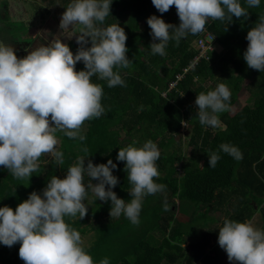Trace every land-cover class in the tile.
<instances>
[{
	"label": "trees",
	"instance_id": "trees-1",
	"mask_svg": "<svg viewBox=\"0 0 264 264\" xmlns=\"http://www.w3.org/2000/svg\"><path fill=\"white\" fill-rule=\"evenodd\" d=\"M70 2L41 0L46 8L35 3L31 6L37 23L41 24L50 11L62 16ZM240 3L249 13L247 19L233 17L229 24L226 20H209L203 32L187 34L178 44L170 40L166 54L160 56L152 54L149 47L153 40L147 18L156 15L178 26L175 7L161 14L151 0H112L110 15L103 25L98 23L97 26L119 24L126 33V56L131 63L126 68L114 69L124 84L109 87L96 75L91 78L93 83L103 87L104 114L85 121L86 129L80 134L85 137L84 141L71 139L64 132L55 133L59 138L57 150L63 153L62 164H57L53 156L42 155L38 171L32 173L29 181L14 178L0 166V207L6 205L15 210L31 192L41 193L52 176L64 178L68 167L75 164L78 157L85 158V166L89 160L96 165L111 159L117 165L113 175L118 179L112 191L127 203L131 199L132 185L124 162L116 159L118 150L129 144L140 147L151 140L160 153L156 161L160 175L154 180L166 188L143 197L139 218L149 220L147 230L143 231L145 235L152 230L159 234L157 245L145 238L135 241L129 233L134 224L123 214L110 217L111 202L101 201L91 194V186L98 181L91 180L85 171L83 183L87 194L83 203L87 214L82 219L79 214L64 219L80 235L90 226L97 227L94 229L98 234L96 240L85 249L94 264L105 257L109 264H186L190 250V263L221 264L218 231H207L183 247L185 237L194 234L193 222L204 225L211 212L224 210L227 219L237 222L248 221L258 212V229L264 230V72L249 68L243 58L248 44L247 32L255 26L259 16L264 15V0H260L259 7L252 8L245 0ZM204 33L210 35L211 49L207 51V59L195 61L198 54L195 42L204 38ZM66 44L73 54L80 46L73 40ZM85 46L90 47V43ZM15 53L18 58L26 56L23 50ZM83 69V63L78 62L75 70ZM221 83L231 92L230 106L227 111L216 114L221 128L213 131L211 126L199 122L195 99L200 92L214 90ZM243 86L249 93L248 103L236 109L237 94ZM185 132L189 134L184 144L181 135ZM222 143L236 146L242 159L221 151ZM212 152L220 156L214 168L208 166ZM175 200L194 204L193 214L186 222H173L177 211ZM198 211L204 214L198 215ZM206 246L210 247L209 251L205 250ZM19 247V243L12 247L0 244V264H24L18 255Z\"/></svg>",
	"mask_w": 264,
	"mask_h": 264
},
{
	"label": "clouds",
	"instance_id": "clouds-1",
	"mask_svg": "<svg viewBox=\"0 0 264 264\" xmlns=\"http://www.w3.org/2000/svg\"><path fill=\"white\" fill-rule=\"evenodd\" d=\"M111 3L112 0H71L64 8L59 23L62 34L81 26L76 39L80 46L75 54L59 37L33 48L23 58H18L9 44L0 42V166L14 178L29 181L44 154H51L57 164L63 163V153L56 149L57 131L71 139L85 140L79 134L85 121L99 118L105 111L101 104L103 87L91 81L94 75L109 87L124 84L114 69L126 68L131 63L126 56V33L119 24L97 26L103 25L110 15ZM151 3L161 14L174 6L180 21L177 26L156 15L147 18L153 40L149 47L152 54L160 56L166 54L170 40L178 44L187 34L203 32L209 20H226L229 24L233 17L247 19L249 14L240 0ZM245 3L250 8L260 6V0ZM246 40L243 58L247 66L264 72V15L249 29ZM89 43L90 47H86ZM78 62L83 63V70H75ZM230 97L231 92L223 83L196 95L201 125L219 127L221 121L216 114L229 109ZM219 148L237 160L242 159L241 151L234 145L222 143ZM83 151L87 152V148ZM159 156V149L151 140L140 147L129 144L118 150L116 159L124 162L132 185L127 203L112 191L118 179L113 175L117 165L111 159L96 165L89 160L85 166V158L78 157L64 178L52 176L41 193L31 192L15 210L6 205L0 207V244L12 247L19 243L18 255L24 264H94L80 233L64 219L77 214L82 219L87 214L83 203L87 194L83 183L85 171L91 180L98 181L91 186L95 196L111 202L110 217L123 214L138 225L143 197L166 188L154 180L160 175L156 166ZM219 160V154L212 152L208 166L214 168ZM217 242L233 264H264V230L251 222L225 219L218 229ZM99 264H109L108 258Z\"/></svg>",
	"mask_w": 264,
	"mask_h": 264
},
{
	"label": "rangeland",
	"instance_id": "rangeland-1",
	"mask_svg": "<svg viewBox=\"0 0 264 264\" xmlns=\"http://www.w3.org/2000/svg\"><path fill=\"white\" fill-rule=\"evenodd\" d=\"M17 1L21 4V7L23 8L22 11L12 10L7 5H4V6L0 5V7L2 8L0 10V29L1 28L7 29V30L11 31L12 34L13 33H20V34H15L14 35L15 38L13 40H10L7 43L14 50H15L14 46H16L14 44H17L19 39H21L23 37L22 31L28 32V30H33L32 32L34 34H39V35L41 34L40 39H39V43L37 44V46H39L41 44V42H43V44L45 43V45H46V44L50 43L51 40L55 37H59L61 42L65 43V44L69 40H73L74 42H76L77 36L80 35L79 29L81 26L76 25L72 29V31L62 34V30L59 28L60 21L57 17L58 13L55 14V12L51 11V12H53V14L55 16L50 13L45 17V20L43 23H41V24L35 23V22H33V19L36 18V16H35L34 9L31 6V4L32 5L34 4V2H31L30 0H17ZM36 1H37V3L42 4L41 0H36ZM51 16H52V18H51ZM34 21H36V20H34ZM70 29H71V26H70ZM2 35L4 36V34L1 33L0 38L2 37ZM11 37H12V35H11ZM2 40H4V39L1 38L0 42L3 43ZM21 40H23V39H21ZM248 98H249L248 90L246 87L243 86L241 91H239V93L237 94V102L235 104L236 105L235 108L238 109V108L244 106L246 103H248ZM211 128L213 131H215V130H218L219 128H221V125L219 127H211ZM85 129H86V125L83 124V126L80 129L79 134L83 133L85 131ZM60 132H62V131H60ZM188 134H189L188 132H185L184 135H181V138L183 139L184 144L188 140ZM57 141L58 142L56 145V149L59 146V138H57ZM183 149L187 152L185 145L183 146ZM44 155H45V157H51L52 156L51 154H44ZM175 202H176L175 204L177 206L176 207L177 211L175 212V215H174L175 218H174L173 222L174 221H175V223L184 222V221L186 222L188 220V218L193 214L194 204L188 205L187 203L180 202L179 200H175ZM263 206H264V203H263ZM181 210H184V211L180 213L179 211H181ZM158 213H160V211H158ZM199 214L203 215L204 213L198 211V215ZM207 216L210 219L208 221H206V223L204 225H202L198 221L193 222V224L195 223V226L193 225L194 234L192 236L185 237V243L183 244V247H186L189 242H192L194 240V238H200L201 234H203L207 231L217 232L218 229L223 224V221L225 219H227L225 216L224 210L217 212V213L211 212ZM149 218L151 220V217H149ZM139 221H140L139 224L134 225L133 229L129 232L130 236L135 238V241L138 238L139 239L145 238V240L148 239V241H150L152 245H157L156 240H158V237H159L158 233H155L152 230L148 234L145 235V233L143 232L144 230L146 231L148 228V225H149L148 224L149 223L148 218H139ZM248 222H251L254 227L259 228V226H260L259 213L256 212L253 215V217L250 220H248ZM126 228L128 229V226ZM83 235H84V237H83ZM83 235H81L83 247H84V249H87L91 245V244L87 245L89 236H86V233H84ZM207 238L209 239V236H207ZM217 247L219 248V251H220L221 264H233V262H230L228 260L226 252L218 245V243H217ZM209 249H210V247H208V246L205 247L206 251H209ZM190 264H200V262H195V263H190Z\"/></svg>",
	"mask_w": 264,
	"mask_h": 264
},
{
	"label": "flooded vegetation",
	"instance_id": "flooded-vegetation-1",
	"mask_svg": "<svg viewBox=\"0 0 264 264\" xmlns=\"http://www.w3.org/2000/svg\"><path fill=\"white\" fill-rule=\"evenodd\" d=\"M16 1L17 0H0V5L1 6L7 5L12 10L22 11L23 8L21 7V4L18 1L17 2ZM30 1L34 2L35 4H39V3H37L36 0H30ZM40 6H42V8H46L43 4H41ZM1 9L2 8L0 7V10ZM50 13L53 14V12H51V11L49 12V14ZM55 14H57V13L55 12ZM57 17L60 21L61 15L57 14ZM51 18H52V16H51ZM34 20H36V21H34ZM44 20H45V18L43 19L42 23L44 22ZM33 22L37 23L38 22L37 18H34ZM0 30L2 31V34H4V36L2 35V37H1L2 39H4V40H2L4 44H7L10 40H13L15 38V36H14L15 34H20V33H13L12 34L11 31H9L7 29H3V28H1ZM32 31L33 30H28V32L22 31L23 37L21 39H23V40L19 39L17 44H14V45H16V46H14L15 52L23 50L24 54L27 55L30 50L37 47V44L39 43V39H40L41 34L40 35L34 34ZM11 35H12V37H11ZM1 38H0V40H1Z\"/></svg>",
	"mask_w": 264,
	"mask_h": 264
},
{
	"label": "built area",
	"instance_id": "built-area-1",
	"mask_svg": "<svg viewBox=\"0 0 264 264\" xmlns=\"http://www.w3.org/2000/svg\"><path fill=\"white\" fill-rule=\"evenodd\" d=\"M203 35L205 36L204 38H200L195 42V48L198 51L195 61H197L199 58L207 59V51L211 49V47L208 45L210 35H208L207 33H204Z\"/></svg>",
	"mask_w": 264,
	"mask_h": 264
},
{
	"label": "crops",
	"instance_id": "crops-1",
	"mask_svg": "<svg viewBox=\"0 0 264 264\" xmlns=\"http://www.w3.org/2000/svg\"><path fill=\"white\" fill-rule=\"evenodd\" d=\"M46 42V41H45ZM41 44H43V42H41ZM45 44V43H44ZM93 195H95V193L92 191ZM89 222H94V221H89ZM97 227H89L88 230L85 232L86 233V236H89L88 238V242H87V245H90L92 244L95 240H96V237H97V233L94 229H96ZM84 237V235H83Z\"/></svg>",
	"mask_w": 264,
	"mask_h": 264
},
{
	"label": "water",
	"instance_id": "water-1",
	"mask_svg": "<svg viewBox=\"0 0 264 264\" xmlns=\"http://www.w3.org/2000/svg\"><path fill=\"white\" fill-rule=\"evenodd\" d=\"M191 256H192V252H191V250H190V251H189V254H188V258H187V260H186V264H190Z\"/></svg>",
	"mask_w": 264,
	"mask_h": 264
}]
</instances>
